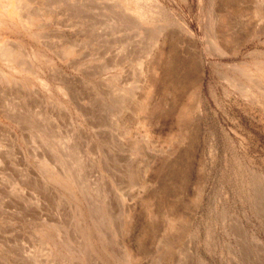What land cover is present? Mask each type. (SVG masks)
Wrapping results in <instances>:
<instances>
[{
	"label": "rangeland",
	"instance_id": "rangeland-1",
	"mask_svg": "<svg viewBox=\"0 0 264 264\" xmlns=\"http://www.w3.org/2000/svg\"><path fill=\"white\" fill-rule=\"evenodd\" d=\"M0 44V264H264V0H0Z\"/></svg>",
	"mask_w": 264,
	"mask_h": 264
},
{
	"label": "bare ground",
	"instance_id": "bare-ground-1",
	"mask_svg": "<svg viewBox=\"0 0 264 264\" xmlns=\"http://www.w3.org/2000/svg\"><path fill=\"white\" fill-rule=\"evenodd\" d=\"M19 3V2H18ZM8 6V5H7ZM6 10V9H5ZM14 10V9H13ZM13 12V11H12ZM1 45V44H0ZM4 45V44H3ZM6 52V51H5ZM11 56V55H10Z\"/></svg>",
	"mask_w": 264,
	"mask_h": 264
}]
</instances>
